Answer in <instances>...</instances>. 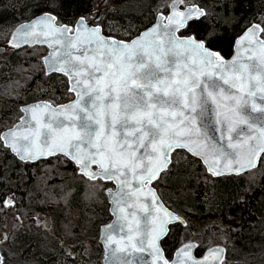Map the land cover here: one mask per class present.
<instances>
[{
	"label": "trees",
	"instance_id": "16d2710c",
	"mask_svg": "<svg viewBox=\"0 0 264 264\" xmlns=\"http://www.w3.org/2000/svg\"><path fill=\"white\" fill-rule=\"evenodd\" d=\"M194 1L206 9V19L200 18L202 27L208 28V35L216 37L214 43H206L225 56L231 55L236 37L250 24L259 21L264 27V0ZM160 2L0 0V41L9 38L17 24L42 12L57 14L59 22L74 23L81 15L90 19L88 15L101 5L96 23L102 25L104 33L130 39L152 24L159 11H167L168 7L162 8ZM198 31L184 29L181 33H193L203 39ZM5 51H0V133L6 123L13 120V124L19 119L18 105L38 99L59 103L73 95L66 75L45 72L40 57L48 51L47 46L24 45ZM76 170L74 162L62 154L34 162L22 161L0 137V222L1 210L6 214L10 208L3 205L10 193L16 199L15 207L28 217L13 239L4 264H87L78 255H69L58 237L52 238L46 230L30 223L35 210H49L57 236L69 231L67 236L73 235L76 241L82 234L96 235L98 227L111 218L104 189L113 183L89 179ZM244 173L215 177L207 172L201 159L185 149L172 153L168 169L153 183L165 203L187 220L185 225L171 224L163 238L168 257L183 242L184 229L218 220L226 226L227 257L232 258L233 264H264V153L259 165ZM98 246L103 247L101 241ZM204 248L200 245L198 250Z\"/></svg>",
	"mask_w": 264,
	"mask_h": 264
},
{
	"label": "snow or ice",
	"instance_id": "6c2138e0",
	"mask_svg": "<svg viewBox=\"0 0 264 264\" xmlns=\"http://www.w3.org/2000/svg\"><path fill=\"white\" fill-rule=\"evenodd\" d=\"M201 17L206 19V14L199 9L190 10L188 13L176 12L170 18V24L175 22L177 28L192 31L199 29L198 35L204 37L203 39L193 36L179 39L175 35V29L172 32L165 31L164 35L168 37L166 48L164 43L156 41H138L132 46L114 45L108 49L107 60L101 61L99 65L93 63L90 68L84 65L80 57H76L78 63H74L70 51H65L62 57L53 62L52 68L61 72L74 71L77 77L85 70L89 72V79L93 83L84 82L87 86L84 95L92 97L91 110L81 105L83 95L78 93L79 99L76 104L68 106V109L62 112L85 113L82 127L77 130L78 116L66 117L72 121L71 129L63 120L53 116L52 122L44 125L47 128V135L41 142L43 147L35 145L28 136L23 138L26 141L23 146L24 158L43 155L46 148L49 155L60 152L70 156L85 169L84 174L90 179L101 175L115 179L121 185L116 194L118 198L115 199L120 213L124 211L120 205L137 196L135 190L125 191V186L129 185L130 181L126 178L121 179L125 175L124 170L127 169L132 174V179H138L141 186L150 183L158 178L160 170L166 168L169 162L168 153L175 148H187L196 156H204L205 162L209 163V170L213 171L214 175L221 174L219 168L221 158L225 160L226 168L235 160L239 165L237 171L254 166V161L258 158L257 153L264 152V126L256 129L259 135L257 143L248 146L252 157L247 165L240 164L241 145L254 140L255 136L248 135L244 140H240L241 133L237 131V126L247 124L249 130L253 128L243 112L249 103L252 110L264 111V108L258 109L251 99L259 92L261 99L264 100V78L260 75L264 73V55L255 66L257 76L251 74L248 64L234 61L231 65H225L218 53H213L205 47V42L214 43L216 37L208 35L209 30L202 27ZM39 23L43 24L45 21ZM37 26L34 25L30 32L21 33V36L34 34ZM98 32V29L92 30L98 46L103 47L105 42ZM65 47L71 48L75 45L71 40H67ZM148 47L153 51L145 53L147 60L141 57L139 61L133 63V57L138 51L144 52ZM181 52H190L191 56L185 57L183 61L167 59L169 54L178 56ZM97 72L102 75L97 76ZM109 76L113 77L111 85L106 82ZM242 77L243 82L237 83ZM252 81H255L254 90L247 87ZM137 89L141 91L137 92ZM245 94L249 99H243ZM32 111L35 113V109ZM105 117L110 119L106 120ZM133 122L135 127H129ZM217 125L220 126L219 129ZM217 130L221 133L220 139L227 140L224 146H220L217 138L211 135ZM70 131L72 135L65 139ZM234 132L235 142L232 135ZM34 135L39 136V132ZM12 137L11 146L20 153L21 148L17 146L16 141L17 133L13 132ZM146 140L148 149L142 157L137 158L135 152L139 148H145ZM134 144L136 148L133 147ZM200 147L204 150H197ZM85 149H87L85 158L81 159L80 154ZM210 154L216 157L211 162ZM106 156L112 160L111 169L104 162ZM90 164H98L101 172L88 171ZM137 168L143 169L139 175ZM164 216L176 219L166 210ZM155 219L156 217L151 219L146 217V232L149 246L159 255L155 241H159L165 235L167 221L162 220L157 227L153 224ZM0 264H4L3 257H0ZM191 264L199 262L192 260Z\"/></svg>",
	"mask_w": 264,
	"mask_h": 264
},
{
	"label": "water",
	"instance_id": "95a60500",
	"mask_svg": "<svg viewBox=\"0 0 264 264\" xmlns=\"http://www.w3.org/2000/svg\"><path fill=\"white\" fill-rule=\"evenodd\" d=\"M182 3V0H171L169 3V11L167 13L162 11L159 12L156 20L152 24L142 29L137 35L130 39L119 38L117 36L104 33L102 25L99 23H95V21L99 20L100 12L97 13L94 19H87L85 15H81L76 19L74 23H60L58 21L57 14L51 11H45L17 24L12 30L7 44L13 48H20L24 45L47 46L48 51L43 55V63L46 73L50 74L52 72H57L66 75L68 78L69 91L74 94V97L66 102H62L59 104H54L46 99H39L22 104L20 107L22 111L20 118L12 126L2 130L0 133V137L4 145L8 147L18 159L25 162H34L39 159L48 158L57 154L65 155L60 152L49 155L46 148L44 149L43 155L33 156L32 158H24L23 153V146L26 143V141L23 139L25 136H28L35 145L43 147L41 142L47 135V128L44 127V125L51 123L53 120V116H55L56 119L63 120L70 129L72 127V121L68 120L66 117L68 115L78 116L79 119L76 120L77 130L82 127L84 117L86 115L85 113L79 111H77L76 113H72L70 111L62 112V110L68 109V106L76 104L77 100L79 99L78 93L83 95V100L80 101L81 105L91 110L90 101L92 97L90 95H84L87 87L84 82L87 81L88 84L93 83V81L89 79V72L85 70L83 71L81 76L77 77L74 71H55L52 68L53 62L56 59L62 57L65 51H70L74 63H78L75 58L80 57V59L84 61V65L90 68L91 64L93 63L99 65L101 61L107 60L108 49L112 48L114 45L132 46L138 41H156L164 43L166 48L168 37L165 36L164 33L165 31L172 32L174 29L175 35L179 39H185L189 36H193L197 39H202L198 38L193 33L181 34L180 32L185 28H177L175 22H172L170 24V18L173 17L176 12L188 13L190 10L199 9L206 14V9L198 3L186 4L185 6H182ZM49 17H51L50 20L48 19ZM40 21H45V23L41 24L39 23ZM34 25H38L35 28L34 34L27 37L21 36V33L23 32H30ZM93 29L99 30L98 35L103 38L105 46H98L96 38L92 33ZM260 29H264V27L259 21H255L248 27H246L245 30L236 37L233 45V52L229 56H225L220 50L210 47L206 42L205 47L213 53H218L219 57L222 58V62L225 65H231L234 61H236L237 63L242 62L248 64L251 74L253 76H257L258 72L255 66L259 64L260 57L264 55V36L262 35L263 31H261ZM64 30L67 31L65 32ZM67 40H71L75 47L66 48L65 43ZM152 51L153 50L150 47L145 48L144 52L138 51L137 55L133 57V63L139 61L141 57H143L144 60H147V56L145 55V53H151ZM54 53L56 55H54ZM188 56H191L190 52H181V54L178 56L169 54L167 59L169 61H183L184 58ZM154 58L155 57H153V59ZM198 59L199 58H197V60ZM96 75L100 76L102 75V73L97 72ZM161 75L163 74L161 73ZM260 75L261 78H264V73H260ZM112 79L113 77L109 76L106 78V82L111 85ZM243 79L244 78L242 77L241 81H238L237 83L243 82ZM254 85L255 81H252L247 85V87L253 88L254 90ZM136 91L140 92L141 90L137 89ZM233 91L237 90L233 89ZM243 99L247 100L249 98L245 94ZM251 99L258 106V109L264 108V100L261 99V94L259 92H257L256 96ZM45 105L47 107H44ZM33 109H35V113H33ZM243 112L244 115L248 118L249 123L253 125V128L249 130L247 124H239L237 126V131L241 133L240 140H244L248 135L255 136L254 140H250L247 144L241 145L240 164L247 165L249 159L252 157V154L248 151V146L250 144L255 145L259 140V135L256 132V129L264 126V111L252 110L251 103H249L244 107ZM33 115H35V119H33ZM229 115H231V113H229ZM105 119H110V117H105ZM129 127H135V123L133 122L129 125ZM216 127L217 129L220 128L219 125H217ZM37 131L39 132V136L34 135ZM13 132L17 133L16 141L18 142L17 146L21 148L20 153H17L11 146L13 142ZM71 135L72 133L70 131L66 134L65 139H67V137H70ZM211 135H214L217 138L220 146H224L227 143L226 139H220L221 133L219 130L211 133ZM232 135L235 142L236 133L234 132ZM133 147L136 148V145L134 144ZM194 147L196 146L194 145ZM147 149L148 140L145 141V148H139L136 150V157H142ZM176 149H185L186 151H188L187 148H175L171 152H169V162L166 168L158 172V178L163 171L168 169L169 165L172 162V153ZM197 150L203 151L204 149L200 147ZM86 152L87 149H85L84 152L80 154L81 159L85 158ZM189 153L201 159L202 163L206 167L207 172L217 177L230 174L239 175L257 167L264 152L257 153L258 158L255 159L254 166L245 167L238 171L237 169L239 168V165L235 160H233L229 167L226 168V162L221 158L219 160V168L221 170L220 175H214L213 171L209 170V163L205 162L204 156H196L192 152ZM65 156L74 162V164L78 167L79 173L89 178L84 174L85 169L80 164H78L70 156ZM215 158V155H209L210 162ZM104 162L109 169L112 168V160L108 156L105 157ZM144 164H147L146 160L144 161ZM87 170L92 173L101 172V168L98 164H90ZM124 171L125 175L122 176L121 179L126 178L130 181V184L125 186V191L127 192L130 190H135L137 191V196L132 197L131 199L120 205V207L124 209L123 213H120L117 210V205L115 203V199L118 198L116 197V194L119 192L121 185L118 184L115 179H108L103 175L92 179L96 180L100 178L104 181H111L114 184L113 186H109L106 189V194L109 201V211L112 215V218L109 222H106L100 226L99 238L104 247V257L101 264H128V262H131V264H164L165 261L167 262V264H191L192 260L199 262V264H222V261L225 259L227 254V250L224 246L212 245L204 249L200 254H197L196 250L199 244L196 241L183 242L174 250L172 256L168 257L162 245L163 238L168 234L171 224L179 222L185 225L187 223V220L183 215L170 208L164 202L158 189L153 184L158 178L152 180L150 183H146L141 186L138 179H132V174L127 169H125ZM136 171L137 175H139L143 171V169L137 168ZM6 200L7 203L12 202V198L10 196H8ZM165 210L171 215V217H176V219L165 217ZM146 217H148L149 219H151L152 217H156V219L153 220V224L157 227H159V224L162 220L167 221V231L165 235L161 237L159 241H155L156 247L159 248V255L156 254L154 248L149 246L148 234L146 232Z\"/></svg>",
	"mask_w": 264,
	"mask_h": 264
},
{
	"label": "rangeland",
	"instance_id": "374dc122",
	"mask_svg": "<svg viewBox=\"0 0 264 264\" xmlns=\"http://www.w3.org/2000/svg\"><path fill=\"white\" fill-rule=\"evenodd\" d=\"M170 1L171 0H161L160 2L161 7L162 8L168 7ZM183 3L189 4V3H195V1L194 0H183ZM101 7L102 5L100 6V8L99 7L96 8L91 14H89L88 15L89 18L93 19L95 15L98 12H100ZM8 39L9 38H7L4 41H0V51L4 52L6 48H10V46H8L7 44ZM4 53H6V51ZM42 55L40 59H42L43 57ZM41 64L43 65V68L45 69L43 59H42ZM20 105H18L19 111H21ZM16 115H18V113H16ZM12 121L13 120L6 123L7 127H5V129L14 124V123L11 124ZM76 171L77 173H79L78 168ZM245 173H248V171H246ZM106 187L104 189L105 190L104 199L106 200L108 212H109V201H108V197L106 194ZM8 196L10 197L12 196L13 200L10 203H7V200L3 201V205H5L6 208L8 207L10 208L6 210V214L4 213V211L2 214V210H1L2 221L0 222V253H1V257H3L4 260L6 257V253H8L12 248L13 239L15 238L18 231L25 225V223H27L26 220L28 219L27 216L22 215V213L18 211V208L15 207L16 199L14 195L10 193ZM181 215L183 214L181 213ZM106 220L104 222H106ZM30 223H31V226H40L42 229L46 230L49 234H51L52 238L58 237L59 243L64 246L67 253L71 255L72 257H76L78 255V257L83 258L84 262H86L87 264H101L103 262L104 249L103 247L102 248L99 247L100 245L98 246V242H100V239H99L100 227H98L99 229H97L98 231L96 232L97 233L96 235L94 234V232L82 234L81 236L76 237V241H73V238H75L73 235L69 237L67 236L69 231H65L66 232L65 235L63 233L62 235L60 234L57 236V233L54 232L55 220L49 210H45V212L35 210L32 213ZM227 233L228 232H227L226 226L223 224L222 221L220 222L218 220H210L204 223L203 225L197 224L191 228L187 227V229H184L182 237H183V242L193 240V241H197L199 245H203L204 247H208L211 245H223L228 249L229 236ZM225 264H233L232 258L227 257L225 259Z\"/></svg>",
	"mask_w": 264,
	"mask_h": 264
},
{
	"label": "flooded vegetation",
	"instance_id": "af4514ba",
	"mask_svg": "<svg viewBox=\"0 0 264 264\" xmlns=\"http://www.w3.org/2000/svg\"><path fill=\"white\" fill-rule=\"evenodd\" d=\"M183 6V5H182ZM169 11V7L167 8V11H164V10H162V12H165V13H167ZM72 93V92H71ZM73 94V93H72ZM74 97V94L72 95V97L70 98V99H72ZM70 99H68V100H70ZM68 100H66V101H68ZM66 101H63V102H66ZM51 102H53V101H51ZM54 103V102H53ZM59 103H62V102H59ZM59 103H54V104H59ZM111 185H113V184H111ZM111 185H109V186H111ZM110 212V211H109ZM111 214V213H110ZM111 218H112V216H111ZM111 218L110 219H108L106 222H109L110 220H111ZM105 222V223H106ZM197 253L198 254H200L201 253V251H197Z\"/></svg>",
	"mask_w": 264,
	"mask_h": 264
},
{
	"label": "bare ground",
	"instance_id": "6f19581e",
	"mask_svg": "<svg viewBox=\"0 0 264 264\" xmlns=\"http://www.w3.org/2000/svg\"><path fill=\"white\" fill-rule=\"evenodd\" d=\"M97 15V14H96Z\"/></svg>",
	"mask_w": 264,
	"mask_h": 264
}]
</instances>
